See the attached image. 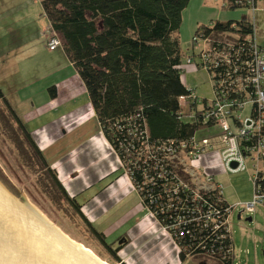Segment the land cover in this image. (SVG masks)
Here are the masks:
<instances>
[{
  "label": "trees",
  "instance_id": "obj_1",
  "mask_svg": "<svg viewBox=\"0 0 264 264\" xmlns=\"http://www.w3.org/2000/svg\"><path fill=\"white\" fill-rule=\"evenodd\" d=\"M190 1L42 0V7L60 47L87 89L121 170L131 179L143 207L181 250V260L207 257L233 264L234 241L227 223L231 206L215 188L219 185L215 180L209 184L204 178L210 187L197 185L199 174L182 160L183 155L191 160L192 140L201 128L217 126L214 120L204 119L208 102L204 101L202 109L192 100L186 107L180 103V98L195 94L182 80L185 54L178 36ZM228 4L233 9L250 8L236 0H228ZM255 33L256 25L248 21L217 22L200 25L195 37L221 45L239 37L237 48H243L242 56L248 57L252 45L264 49L258 42L259 33ZM50 91L56 96L55 87ZM239 94L245 98L244 92ZM0 97L5 99L1 88ZM185 110H189L187 115ZM13 114L63 196L82 215L31 134ZM186 117L191 121L186 122ZM258 139L264 140V128ZM256 183L264 192V173Z\"/></svg>",
  "mask_w": 264,
  "mask_h": 264
},
{
  "label": "rangeland",
  "instance_id": "obj_2",
  "mask_svg": "<svg viewBox=\"0 0 264 264\" xmlns=\"http://www.w3.org/2000/svg\"><path fill=\"white\" fill-rule=\"evenodd\" d=\"M242 21L255 22L259 33L258 42L264 47V0H259L254 12L248 7L233 9L228 0H191L183 12L178 32L185 54L182 80L200 99L199 108L203 107L204 101L209 103L214 100V91L207 71L196 65L184 64L186 54L192 53L195 45L193 39L197 27L200 24L211 26L217 22L235 24ZM49 26L42 0H0V88L6 94L5 99L0 97V183L20 203L31 204L58 230L92 252L102 262L128 264L124 253L113 256L109 252L98 234L63 196L13 114V109L19 111L17 115L31 134L39 131L47 137L49 132L54 133L44 144V156L51 162L62 163L63 160L72 159L79 172L85 174H88V168L98 174L101 172L98 169L103 168L104 164L110 167L112 159L100 139L102 130L98 119L93 113L89 114V109L86 108L89 98L83 81L66 55H62L61 47L56 52H50L47 48ZM23 43L26 44L25 48L16 50ZM22 54L24 58L21 57ZM53 87H57L59 96L52 99L50 89ZM16 100L19 103L18 110L14 105ZM78 110L82 118L66 125L70 113ZM250 112L251 106L246 107L241 114L242 119H247ZM188 113L189 110H185V114ZM185 121L190 122L191 119L186 117ZM51 124L55 127L48 129ZM44 127L47 129L42 130ZM220 132L218 126L203 127L196 137H216ZM182 160L188 166L191 163L185 155ZM254 165L248 159L243 171L226 172L222 168L214 176L222 187L226 202L232 208L228 223L234 241V264H264V206L258 205L251 214L244 210L245 206L254 201ZM193 169L199 174L196 176V184L202 183L205 187H210L205 183V177L201 175L204 170H200L198 163L193 165ZM113 179L114 177L102 181L95 189L108 188ZM115 192L114 186L109 187L104 196L111 199ZM91 194L80 195L77 202L83 204L84 199L91 197ZM129 196L128 194L122 200L125 206L123 210L120 208L113 212L102 224H93L103 234L106 244L111 246L125 235L130 236L146 220L151 229V241L142 248V252L137 251L143 254L154 250L159 246L158 242L163 240L165 244L172 243L174 251L178 253L175 243L155 217L144 210L138 193L134 192ZM248 218H252V222H248ZM130 252L135 254L132 250ZM152 259L156 264V258ZM132 261L136 263L135 260ZM164 263L165 259L159 261V264ZM182 264L222 263L201 257L189 259Z\"/></svg>",
  "mask_w": 264,
  "mask_h": 264
},
{
  "label": "built area",
  "instance_id": "obj_3",
  "mask_svg": "<svg viewBox=\"0 0 264 264\" xmlns=\"http://www.w3.org/2000/svg\"><path fill=\"white\" fill-rule=\"evenodd\" d=\"M236 3L249 5L253 12L257 9L254 0H236ZM257 35L255 33V36ZM193 41L195 45L192 53H188L184 64L196 65L210 74L214 100L209 102L210 107L205 110L204 119L214 120L221 132L216 137L192 140L190 167L193 169L194 162L208 154L220 156L223 166L232 172L243 171L246 160H252L255 163L253 170L255 196L254 201L245 206L244 210L250 214L254 213L258 205L264 206V192H261V187L256 183L259 174L264 173V140L258 139L264 128V49L252 45L251 55L243 57V48H237L241 45L239 37L232 41L224 40L222 45L195 36ZM247 41L250 45L251 37ZM60 46L59 38L56 35L51 36L48 42L49 50L55 51ZM242 92L245 93L244 99L239 94ZM189 100L201 103L196 94L190 98H180V103L186 107ZM248 106H251L250 116L243 120L241 114ZM250 142L252 145H246ZM183 148L187 146L184 145ZM234 163L237 164L236 168L232 167ZM202 175L209 184L215 180L210 172L205 171ZM215 188L220 189L223 194L220 184ZM144 210L148 211L145 208ZM163 230L169 236L167 230L165 228ZM229 230L231 231L230 226ZM176 248L180 253L177 245Z\"/></svg>",
  "mask_w": 264,
  "mask_h": 264
},
{
  "label": "crops",
  "instance_id": "obj_4",
  "mask_svg": "<svg viewBox=\"0 0 264 264\" xmlns=\"http://www.w3.org/2000/svg\"><path fill=\"white\" fill-rule=\"evenodd\" d=\"M200 25H204V24H200ZM200 25H198V27ZM49 27H50L49 28L50 34L47 36V48H48V50H49L48 42H49L51 35L53 34V32L51 30V26H49ZM25 45L26 44H24V43L20 44L16 50L24 49ZM28 46L30 47V45H28ZM60 49L63 50L62 47ZM57 50H58V48L55 51H50V50L49 51L50 52H56ZM62 53H63L62 54L63 56L66 55L64 50L62 51ZM21 57L24 58V54H22ZM70 64L74 67V65L71 62H70ZM76 72H77V70H76ZM55 88L57 91V87H55ZM5 95L6 94L3 92L4 97H5ZM51 96L53 99V98H57L59 95H58V92H56V96H53V95H51ZM88 98H89V95H88ZM18 104L19 103L16 100V103H14L16 109L18 107ZM86 108L89 109L88 110L89 114L93 113L96 116L94 109L90 103V100H89V104L87 105ZM13 111H14V113L16 112L14 109H13ZM18 112H16L15 114L17 115ZM70 114L71 115L68 118L66 125H68L69 122H74L75 120L82 118V116H81L82 114L80 113V110L72 112ZM17 117L19 118V120L23 124L22 119L18 115H17ZM54 127L55 126L51 124L47 128L52 129ZM47 128L44 127V128H42V130L47 129ZM53 136H54V133H50V132L48 133L47 137H46V134H43V133L41 134L39 131L31 134L33 141L35 142L38 149L42 152L43 156H44L45 151H46V150L44 151V144L46 141L51 139ZM101 136L102 137H100V139H101L103 145L106 147V149H107L106 151L108 152L112 161L110 163V167H108V165L104 164L103 168L101 167V169H98V170H101V172L98 174H96V172H94V170L92 171L91 168H88L89 169L88 174L79 172V170H78L79 168L73 163L72 159L63 160L62 163H61V161L51 162L48 157L45 159H46L48 165L50 166V168L57 174L58 180H59L60 184L62 185L63 189L65 190L66 194L68 195V197L73 199V201L76 202L78 204V206L80 207L81 214L84 217V219L87 221V223L90 225V227L96 232V234L101 235L103 240H104L103 234L101 232H98L95 229V226L93 224H102L104 219L113 215V212L117 211L120 208L123 210L125 207V206H123V204H124V202L122 201L123 198L128 196V194L130 195L129 197H131L134 194L135 190H134V187L132 185L131 180L121 170V163L119 161V158L117 157V155L115 154V152L111 148L110 144L106 140V138L103 134V131H102ZM77 161H79V159H77ZM221 161H222L221 157L218 156L217 154H208V155L203 156L199 161L194 162L193 165L198 163V167L200 168V170H204V172L205 171L210 172L215 176L216 173L222 171V168L224 170H226V172L228 171L223 166ZM204 166H207V167L204 168ZM112 177H114V179L111 181L108 188L114 186L116 189V192H115L114 197L110 199V198L104 196L108 192L107 187H105L104 189H101V190H96L95 187L97 185L101 184L102 181H104L108 178H112ZM132 191H134V192H132ZM91 192H92V194H91ZM84 193L91 194V197L85 198L84 203L79 204L77 201L80 198V195H82ZM150 235H151V229L148 226V222H146V220H144L141 223V225H138L133 230V233L130 236L125 235L124 237L120 238L117 242H115L113 245L110 246L112 250H110V249H108V250L113 256H115V255L118 256V253L119 254L124 253L123 255H124V257H126L125 262H128V264H145V263L148 264L150 262L155 264V260L152 258H156V264H159V261L161 259H165L164 264H182L185 262V261L181 260L179 252L177 253L174 251L175 248H174L173 244L171 242H170L171 245L165 244L163 240H162V242L161 241L158 242L159 246H157V248H155L154 250L152 249L150 251H146V252H143V254H141L143 249L148 245V242L151 241ZM151 238H152V236H151ZM103 244L106 246V248H108L107 247L108 245L106 244L105 240H104ZM137 249H138V251L141 250V252H138ZM131 250H132V253L134 251L135 254H131V252H130ZM138 254H139V256H141L140 258H139V256H137ZM150 255H151V258H150ZM132 260H135L136 263Z\"/></svg>",
  "mask_w": 264,
  "mask_h": 264
},
{
  "label": "water",
  "instance_id": "obj_5",
  "mask_svg": "<svg viewBox=\"0 0 264 264\" xmlns=\"http://www.w3.org/2000/svg\"><path fill=\"white\" fill-rule=\"evenodd\" d=\"M232 167L236 168L237 164H232ZM34 208L35 207L28 202L23 204L20 203L0 183L1 253L5 252L2 247H8L9 255L18 257L20 260L19 264H58L61 260L62 262L66 261L67 264H76L75 261H71L72 258H63L58 253V250L63 251V254L69 251L71 253L74 251L80 253L76 248V243L72 242L68 238H65L60 232H57V228L45 219V217L42 218ZM23 209L25 211H29L36 219L39 220V226L30 222L28 217L26 218L23 216ZM2 214H4V217H1ZM247 221L252 222V218H248ZM8 226L16 228L18 232H14L13 229L7 232ZM47 238L58 241L54 244L56 245V248L53 247L54 242L52 244L46 242L48 240ZM71 249H73V251H71ZM39 253L40 256L37 258ZM54 256L58 260H55ZM91 258L95 260L93 256ZM69 261L72 263H68ZM0 264L6 263L1 261Z\"/></svg>",
  "mask_w": 264,
  "mask_h": 264
},
{
  "label": "bare ground",
  "instance_id": "obj_6",
  "mask_svg": "<svg viewBox=\"0 0 264 264\" xmlns=\"http://www.w3.org/2000/svg\"><path fill=\"white\" fill-rule=\"evenodd\" d=\"M10 203V202H9ZM23 204V203H22ZM36 210V208H34ZM18 211V210H16ZM27 211V210H26ZM24 209H23V216L24 217H28L30 220V222H33V224H36L39 226L40 222L38 219H36L29 211L26 212ZM19 212V211H18ZM36 212L42 217L44 218V216L42 214H40V212L38 210H36ZM20 213L22 214V212L20 211ZM1 217H4L3 215H1ZM46 219V218H45ZM14 230V232H18V230L16 228H11L10 226L7 227V232L10 231V230ZM58 230V229H57ZM45 231V229H44ZM57 232H60L61 235H63L65 238H68L70 239L69 237H67L65 234H63L60 230H58ZM48 240L46 242H49V243H53V247L56 248V244L58 241L56 240H51L49 238H47ZM71 240V239H70ZM72 241V240H71ZM74 242V241H72ZM76 243V242H74ZM3 248V251H5L4 253H1L0 251V261H4L6 264H19L20 263V260L18 259V257L16 256H11L9 255V250H8V247H2ZM76 248L79 250V252L81 253H78L77 251H74L73 253H71L70 251L69 252H66L63 254V251H59L58 250V253L59 255H61L63 258H72L71 261H75L76 264H106L104 262H102L98 257H96L92 252H90L89 250L85 249L82 245H79L76 243ZM71 251H73V249H71ZM84 251V252H83ZM73 254V255H72ZM40 256V253L38 254L37 258ZM94 257V259H92L91 257ZM16 257V258H15ZM55 257V256H54ZM55 260H58L56 257H55ZM54 260V261H55ZM56 262V261H55ZM68 263H72V262H68ZM58 264H67L66 261H63L61 260V262H58Z\"/></svg>",
  "mask_w": 264,
  "mask_h": 264
},
{
  "label": "flooded vegetation",
  "instance_id": "obj_7",
  "mask_svg": "<svg viewBox=\"0 0 264 264\" xmlns=\"http://www.w3.org/2000/svg\"><path fill=\"white\" fill-rule=\"evenodd\" d=\"M5 98V97H4ZM7 100V99H6ZM193 258H201V257H191V258H189V259H193ZM188 259V260H189ZM220 262V261H219ZM222 263V262H221ZM222 264H224V263H222ZM233 264H234V262H233Z\"/></svg>",
  "mask_w": 264,
  "mask_h": 264
}]
</instances>
